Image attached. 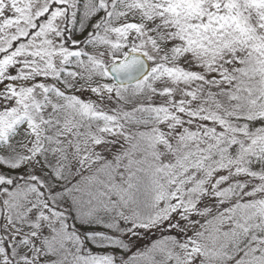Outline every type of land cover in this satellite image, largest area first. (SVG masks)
Here are the masks:
<instances>
[{"label": "snow or ice", "instance_id": "1", "mask_svg": "<svg viewBox=\"0 0 264 264\" xmlns=\"http://www.w3.org/2000/svg\"><path fill=\"white\" fill-rule=\"evenodd\" d=\"M0 264H264V0H0Z\"/></svg>", "mask_w": 264, "mask_h": 264}]
</instances>
